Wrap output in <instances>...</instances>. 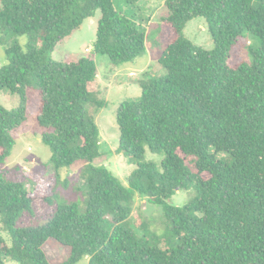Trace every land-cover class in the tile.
I'll use <instances>...</instances> for the list:
<instances>
[{
  "label": "trees",
  "instance_id": "16d2710c",
  "mask_svg": "<svg viewBox=\"0 0 264 264\" xmlns=\"http://www.w3.org/2000/svg\"><path fill=\"white\" fill-rule=\"evenodd\" d=\"M140 1L0 0L8 58L0 89L20 98L16 108L0 103V166L16 145L12 131L30 114L44 129L57 175L83 162L86 197L83 206L62 202L58 175L53 197H44L58 200L52 216L17 227L36 197L25 181L0 172V222L12 239L9 245L0 235V264H77L84 257L89 264H264V0H165L158 37L166 74L140 81L141 97L117 109L120 150L137 163L127 186L94 164L102 155L96 114L107 105L96 60L52 53L100 10L94 52L115 66L134 61L147 50ZM197 17L205 19L212 49L186 34ZM246 45L251 63L235 62L233 51ZM147 149L164 154L161 163L146 160ZM191 189L184 205L169 203ZM137 195L162 207L163 234L131 224ZM50 239L69 248L65 259L46 255Z\"/></svg>",
  "mask_w": 264,
  "mask_h": 264
},
{
  "label": "rangeland",
  "instance_id": "374dc122",
  "mask_svg": "<svg viewBox=\"0 0 264 264\" xmlns=\"http://www.w3.org/2000/svg\"><path fill=\"white\" fill-rule=\"evenodd\" d=\"M164 4L165 0H141L135 6L136 12L142 18V27L146 32L147 50L134 61L115 66L110 62L108 56H98L94 52V42L101 17L100 10L96 12L94 17L86 19L80 28L60 42L52 53L56 60L77 61L82 56L87 55H91L96 60L100 97L105 100L107 105L96 114L97 124L101 132L102 155L94 164H105L127 186L129 185L128 178L136 168L137 163L135 159L120 150L117 109L123 102L141 97L140 81L148 79L150 75L162 76L166 74V70L159 62L162 47L158 37ZM130 10L131 8H129ZM186 34L192 41L207 49L214 47V41L203 17H197L190 21L186 28ZM18 41L25 47L27 36H20ZM233 59L235 62L245 59L251 63L248 45L241 50H234ZM7 62L6 48L0 44V65ZM0 103L9 109L16 108L19 106L20 98L18 94L12 93L7 88H2L0 89ZM43 131L44 129L38 124L36 118L29 114L26 122L12 131L16 145L6 163L0 166V172L7 178L25 181L27 188L36 197L33 205L34 212L24 213L19 218L17 227L42 225L52 216L58 200L50 203L44 197L52 196V185L56 181L58 182V175L61 179L58 182L61 201H75L81 206L85 202V194L79 188L81 186L79 173L83 162L76 163L71 169L64 168L57 175L56 169L51 164L52 151L41 139ZM164 157V154L153 153L149 149L146 151V160L161 163ZM66 180L71 182L69 187H66ZM194 194L192 189L179 190L169 199V203L182 206ZM130 220L134 227L138 226L139 222H145L159 234L165 232L162 207L150 203L146 197L137 195L135 209ZM136 229L139 230V228ZM0 235L11 245V235L4 229L1 222ZM177 244L178 241L175 240L174 245ZM43 249L52 260L65 259L69 254L68 247L62 246L53 239L48 240ZM7 264L19 263L9 261ZM77 264H89V257L82 258Z\"/></svg>",
  "mask_w": 264,
  "mask_h": 264
}]
</instances>
